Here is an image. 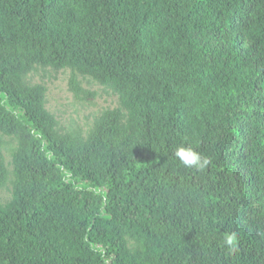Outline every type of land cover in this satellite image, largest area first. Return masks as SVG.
<instances>
[{"label":"trees","instance_id":"1","mask_svg":"<svg viewBox=\"0 0 264 264\" xmlns=\"http://www.w3.org/2000/svg\"><path fill=\"white\" fill-rule=\"evenodd\" d=\"M0 190V264H264V0H0Z\"/></svg>","mask_w":264,"mask_h":264},{"label":"rangeland","instance_id":"2","mask_svg":"<svg viewBox=\"0 0 264 264\" xmlns=\"http://www.w3.org/2000/svg\"><path fill=\"white\" fill-rule=\"evenodd\" d=\"M69 71H53L50 68L40 69L29 76L30 82L44 83L47 87L46 107L61 123L69 124L72 119L80 123L90 118V115L105 107L116 106V96L89 79H82V86L92 94L78 102L74 99L68 87ZM10 162V156L6 157ZM6 196L5 190H0V197Z\"/></svg>","mask_w":264,"mask_h":264},{"label":"clouds","instance_id":"3","mask_svg":"<svg viewBox=\"0 0 264 264\" xmlns=\"http://www.w3.org/2000/svg\"><path fill=\"white\" fill-rule=\"evenodd\" d=\"M174 155L185 167L203 170L209 164L208 158L203 157L191 147H185L181 145L175 149ZM224 242L229 246V248H234L236 244L235 233L227 234L224 238Z\"/></svg>","mask_w":264,"mask_h":264}]
</instances>
